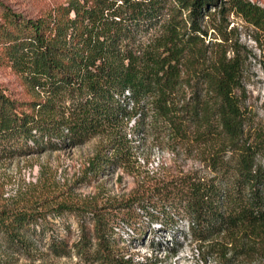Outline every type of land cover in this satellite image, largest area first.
I'll return each instance as SVG.
<instances>
[{
    "label": "trees",
    "instance_id": "obj_1",
    "mask_svg": "<svg viewBox=\"0 0 264 264\" xmlns=\"http://www.w3.org/2000/svg\"><path fill=\"white\" fill-rule=\"evenodd\" d=\"M228 2L264 29L263 8L246 0ZM216 6V0H63L28 17L0 2V66L19 76L29 97L12 98L0 85V156L81 144L131 112L145 116L154 110L180 136L191 130L211 147L215 174L101 207L90 202L44 212L1 207L0 235L9 245L26 247L29 226L70 213L81 225L84 219L92 222L98 244L91 251L83 237L79 250L100 264H145L114 252L109 232L115 225L142 233L146 223L171 228L181 222L223 263L236 256L264 260V127H252L244 110V59L237 49L229 57L219 51L204 58L200 20ZM186 61L203 65L187 86L188 98L176 101L186 82L181 77ZM98 157L90 164L96 174L104 168ZM65 248L52 242L56 255L66 254Z\"/></svg>",
    "mask_w": 264,
    "mask_h": 264
},
{
    "label": "rangeland",
    "instance_id": "obj_2",
    "mask_svg": "<svg viewBox=\"0 0 264 264\" xmlns=\"http://www.w3.org/2000/svg\"><path fill=\"white\" fill-rule=\"evenodd\" d=\"M246 1L264 9V0ZM0 2L25 16L36 17L63 0ZM216 5L208 8L200 20L204 33L199 35L206 48L204 58L212 59L219 51H225L229 57L237 49L244 59V110L252 127H264V29L245 20L228 0H216ZM202 63L186 61L181 73L186 82L176 101L188 98L187 86L193 83V75ZM0 85L12 98H29L19 76L3 66ZM154 113L152 110L144 116L131 112L114 127L81 144L0 156V208L44 212L59 204L79 206L89 202L101 207L148 195L186 178L215 175L209 167L211 147L195 139L191 130L188 137L180 136ZM96 156L99 166L104 167L98 174L90 169ZM112 157H116L114 164H105L106 158ZM23 237L26 247L19 249L0 235V264H100L85 258L79 250L83 237L89 240L91 251L98 244L92 222L84 219L81 225L73 214L48 215L45 222L34 228L29 226ZM53 241L64 244L67 253L56 255L51 249ZM109 242L119 256L145 264H264L256 257L251 260L237 256L223 263L218 256L209 255L207 242L193 238L186 222L171 228L146 223L142 233L118 224L109 232ZM229 256L226 254L227 259Z\"/></svg>",
    "mask_w": 264,
    "mask_h": 264
}]
</instances>
